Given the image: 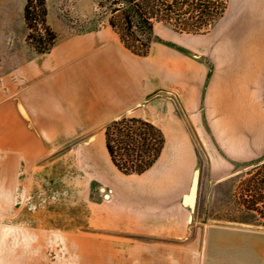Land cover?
Returning a JSON list of instances; mask_svg holds the SVG:
<instances>
[{
  "label": "crops",
  "instance_id": "crops-1",
  "mask_svg": "<svg viewBox=\"0 0 264 264\" xmlns=\"http://www.w3.org/2000/svg\"><path fill=\"white\" fill-rule=\"evenodd\" d=\"M48 7L52 49L20 40L0 65V264H264V228L207 221L194 192L203 168L264 158V0H229L218 76L173 39L137 55L110 25L76 31ZM122 116L166 135L142 174L108 152Z\"/></svg>",
  "mask_w": 264,
  "mask_h": 264
},
{
  "label": "trees",
  "instance_id": "trees-1",
  "mask_svg": "<svg viewBox=\"0 0 264 264\" xmlns=\"http://www.w3.org/2000/svg\"><path fill=\"white\" fill-rule=\"evenodd\" d=\"M228 5L229 0H100L95 28L110 25L126 48L145 56L155 41H165L156 32L157 24L179 32L204 34L220 21ZM24 11L29 44L39 53L51 50L58 33L48 22L47 0H27ZM105 137L114 165L125 174H142L150 169L166 144L162 127L139 116L112 120L106 125ZM253 169V182L243 193L248 198L247 208L264 218V159Z\"/></svg>",
  "mask_w": 264,
  "mask_h": 264
},
{
  "label": "rangeland",
  "instance_id": "rangeland-1",
  "mask_svg": "<svg viewBox=\"0 0 264 264\" xmlns=\"http://www.w3.org/2000/svg\"><path fill=\"white\" fill-rule=\"evenodd\" d=\"M99 1L47 0V6H50L51 15L55 20L70 21L74 26V30L81 31L97 27L95 13ZM26 2L27 0H0V65L4 60V56H7L12 51L15 42L25 40L33 48L27 39L29 28L24 11ZM52 28L55 30L54 27ZM219 31L220 21L209 32L204 34L179 32L168 25H156V32L165 41L173 39L175 40L173 44L177 45L190 58L196 60V62L206 61L209 66L210 76L219 75L217 63L214 60L216 58L215 55L219 52L218 43L214 45L215 42L212 41L213 38L217 41L219 40ZM42 32L45 33V29H42ZM199 39L210 40L208 49L195 44ZM182 64L191 65L190 59L188 58ZM258 164L246 165L233 170H211L207 168L199 170L198 176L201 177H199V183L194 187V192L199 198L197 200L198 211L205 215L204 218L207 221L264 228V218L259 212L247 208L248 198L243 193L252 180L253 174L251 172L254 171L253 167ZM226 172L234 174L223 179V181H218L219 175ZM263 172L264 169H262Z\"/></svg>",
  "mask_w": 264,
  "mask_h": 264
}]
</instances>
